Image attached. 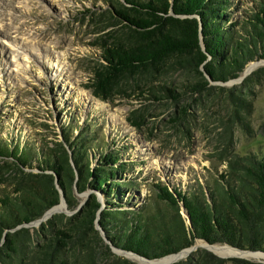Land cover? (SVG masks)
<instances>
[{
	"label": "trees",
	"instance_id": "obj_1",
	"mask_svg": "<svg viewBox=\"0 0 264 264\" xmlns=\"http://www.w3.org/2000/svg\"><path fill=\"white\" fill-rule=\"evenodd\" d=\"M244 2V11L235 15ZM108 12L121 24V33L99 44L100 59L90 72L88 87L101 100L121 92L127 77L148 78L178 66L196 76L193 87L200 90L206 86L205 75L226 82L249 62L264 58V0H114ZM259 71L264 66L247 79ZM165 91L177 99L171 88ZM229 93L232 117L242 123L236 105L241 99ZM72 127L65 126L62 140L52 146L34 138L21 143L0 136V158L16 173L5 180L10 188L0 184V264H22L25 240L32 247V264H76L79 259L81 264H101V256L113 255L107 246L101 255L94 247L100 241L93 223L98 207L94 196L71 215L53 214L32 233L25 226L59 202V189L67 208L74 210L79 202L74 186L78 193L87 188L102 193L105 205L98 224L106 238L146 259L175 253L196 240L264 252V155L228 154L225 166L203 184L176 188L152 183V193L135 207L123 200L134 184L126 174L128 162L117 151L102 150L86 129L73 136ZM92 145L97 147L94 165ZM62 218L65 222L56 226L54 221ZM197 253L220 261L204 248ZM125 262L114 256L104 264Z\"/></svg>",
	"mask_w": 264,
	"mask_h": 264
},
{
	"label": "rangeland",
	"instance_id": "obj_2",
	"mask_svg": "<svg viewBox=\"0 0 264 264\" xmlns=\"http://www.w3.org/2000/svg\"><path fill=\"white\" fill-rule=\"evenodd\" d=\"M113 4L114 0H0V136L21 143L34 138L52 146L58 135L63 138L65 126H74L73 136L86 129L102 150L117 151L128 162L126 174L135 185L123 200L135 207L152 193V183L187 188L209 182L215 170L225 166L223 157L228 154L264 155V71L247 79L264 66V58L249 62L250 69L226 82L205 77L206 86L200 90L193 87L196 76L191 71L172 66L148 78H125L122 91L107 100L94 97L88 85L100 59L99 44L121 33V24L108 12ZM245 7L244 2L234 14ZM166 87L177 94L176 100L167 96ZM229 89L241 99L236 105L242 123L232 117ZM92 146L94 165L97 147ZM10 164L0 158V184L5 187V180L16 174ZM95 192L105 205L102 193ZM63 204L53 214L71 215L65 200ZM54 222L62 226L65 218ZM39 224L25 226L32 233ZM94 247L99 255L105 252L101 240ZM199 249L203 248L175 259L164 256L153 264H264V257L243 251L225 255L209 249L220 259L214 263L198 254ZM107 255L99 263H110L116 256L126 264H149ZM32 256L25 240L22 264H32Z\"/></svg>",
	"mask_w": 264,
	"mask_h": 264
},
{
	"label": "water",
	"instance_id": "obj_3",
	"mask_svg": "<svg viewBox=\"0 0 264 264\" xmlns=\"http://www.w3.org/2000/svg\"><path fill=\"white\" fill-rule=\"evenodd\" d=\"M200 39V38H199ZM199 44H200V48L202 49V50H204V47H203V44H202V42L199 40ZM250 67V66H249ZM248 66H246L245 68H244V70H248V69H250ZM200 69L202 70V68L200 67ZM243 70V71H244ZM246 70V71H247ZM204 75H205V73H203ZM205 77L208 79V80H210L209 79V77L207 76V75H205ZM211 81V80H210ZM58 137L59 138H56L57 140L56 141H61L62 139H61V137L58 135ZM54 184H55V186L57 187V183H56V177H54ZM74 188H75V186H74ZM97 191V190H96ZM75 194H80L81 196H82V198L79 200L78 199V204H77V206H76V208L74 209V210H72L71 212L72 213H74L76 210H78L80 207H81V205L86 201V200H88L90 197H92V196H94L95 197V200H96V202L98 203V207H97V209L95 210V217H94V220H93V223H94V229L96 230V232H97V234H98V236H99V238H100V240L101 241H103V243H104V247L105 246H107L109 249H110V252L113 254V255H115V254H119V255H123V256H125V257H128V258H136V259H138V262H143V263H149V264H153V263H157L158 261V259H160V258H158V259H146V258H144V257H141V256H139V255H136V254H134V253H132V252H130V251H126V250H122V249H120V248H116V247H114L110 242H109V240L106 238V236H103L102 234H103V230L101 229V227L99 226V224H98V218H99V214H100V212H101V210L103 209V207H104V205L102 204V201H101V199L98 197V195H97V193L95 192V190L94 189H91V188H87V189H85L84 191H82V192H77L76 191V189H75ZM59 195H60V197H59V202L57 203V204H55V205H53V206H51V207H49L46 211H44L43 212V214L39 217V218H37V219H35V220H33L34 222H29L28 224H25V225H33V224H39V223H41V222H44L46 219H48L53 213H55V212H57V211H60V209L58 208V205H59V203L62 201L63 203H64V197H63V194H62V191L59 189ZM69 212V211H68ZM63 213V212H62ZM71 213V214H72ZM183 213V212H182ZM210 246H213V244H209L208 242H206V241H202V240H196L191 246H189V247H186V248H183V249H180L179 251H177V252H175V253H171V254H168L169 256H172L171 258L172 259H175V258H178V257H181V256H183V255H186L187 253H189L191 250H193V249H196V248H198V247H202V248H204V249H206V250H209L210 248ZM231 247V246H230ZM232 248H235V247H232ZM235 249H237V248H235ZM237 250H239V252L240 251H243V252H246V253H254V252H260V253H264V252H261V251H250V250H240V249H237ZM168 255H166V256H168ZM164 257V256H163ZM162 258V257H161Z\"/></svg>",
	"mask_w": 264,
	"mask_h": 264
},
{
	"label": "bare ground",
	"instance_id": "obj_4",
	"mask_svg": "<svg viewBox=\"0 0 264 264\" xmlns=\"http://www.w3.org/2000/svg\"><path fill=\"white\" fill-rule=\"evenodd\" d=\"M40 52L42 54H45L43 51H40ZM58 208L59 209H63L64 208V204H63L62 201L59 203ZM209 248L212 249V250H214L215 252H217L219 254H222L223 253L225 255H233V254L239 253V250H237L235 248H232V247H230L229 245H226V244L225 245L213 244V246H210ZM249 255L252 256V257H256V258L264 257V253H260V252L249 253ZM165 257H167V256H165ZM161 260H164V257H162Z\"/></svg>",
	"mask_w": 264,
	"mask_h": 264
}]
</instances>
